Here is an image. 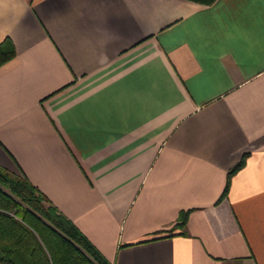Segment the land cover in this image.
Masks as SVG:
<instances>
[{"label": "crops", "instance_id": "1", "mask_svg": "<svg viewBox=\"0 0 264 264\" xmlns=\"http://www.w3.org/2000/svg\"><path fill=\"white\" fill-rule=\"evenodd\" d=\"M0 42V165L112 264H264V0H0Z\"/></svg>", "mask_w": 264, "mask_h": 264}, {"label": "trees", "instance_id": "2", "mask_svg": "<svg viewBox=\"0 0 264 264\" xmlns=\"http://www.w3.org/2000/svg\"><path fill=\"white\" fill-rule=\"evenodd\" d=\"M14 53L0 42V64ZM0 264L112 263L24 174L0 165Z\"/></svg>", "mask_w": 264, "mask_h": 264}]
</instances>
